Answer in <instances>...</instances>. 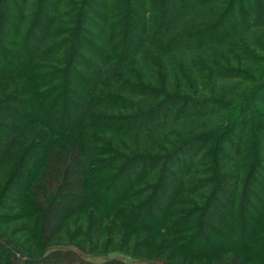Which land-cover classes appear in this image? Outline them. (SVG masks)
Here are the masks:
<instances>
[{
  "label": "trees",
  "instance_id": "1",
  "mask_svg": "<svg viewBox=\"0 0 264 264\" xmlns=\"http://www.w3.org/2000/svg\"><path fill=\"white\" fill-rule=\"evenodd\" d=\"M23 172L43 246L88 206L144 257L0 234V264H264V0H0L1 190Z\"/></svg>",
  "mask_w": 264,
  "mask_h": 264
},
{
  "label": "rangeland",
  "instance_id": "2",
  "mask_svg": "<svg viewBox=\"0 0 264 264\" xmlns=\"http://www.w3.org/2000/svg\"><path fill=\"white\" fill-rule=\"evenodd\" d=\"M38 165L29 173L31 178H34ZM26 172L20 173L18 176L21 178L17 179V183L8 185L4 190H1L4 185L0 183V234L22 248L25 257L38 255L54 247L75 250L92 262H103L105 258L133 262L144 257V253L140 252L144 250L143 244L134 254L128 252L129 231L133 226L129 220L105 215L102 220L94 221L88 214V206L71 215L54 240L43 246L40 240L41 215L31 203L22 182ZM120 224L126 225V228L119 232ZM7 245V249H13L10 244ZM161 245L162 237H158L153 243L152 255L161 252Z\"/></svg>",
  "mask_w": 264,
  "mask_h": 264
}]
</instances>
